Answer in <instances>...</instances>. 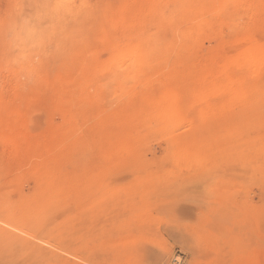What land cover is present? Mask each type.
<instances>
[{"label": "rangeland", "instance_id": "obj_1", "mask_svg": "<svg viewBox=\"0 0 264 264\" xmlns=\"http://www.w3.org/2000/svg\"><path fill=\"white\" fill-rule=\"evenodd\" d=\"M0 264H264V0H0Z\"/></svg>", "mask_w": 264, "mask_h": 264}, {"label": "bare ground", "instance_id": "obj_2", "mask_svg": "<svg viewBox=\"0 0 264 264\" xmlns=\"http://www.w3.org/2000/svg\"><path fill=\"white\" fill-rule=\"evenodd\" d=\"M143 51L137 53V55L132 53L122 52L119 57L114 60L111 64V67L108 69V74L111 75V70L117 74L118 80L123 83L134 82V76L139 73L137 59L140 58ZM241 63H244L246 67L249 68V71H254L260 65L258 58L255 55H247L242 60ZM233 67L237 68V62L231 63ZM236 72V71H235ZM113 74V73H112ZM139 75V74H138ZM140 78V77H139ZM122 86V85H121Z\"/></svg>", "mask_w": 264, "mask_h": 264}]
</instances>
